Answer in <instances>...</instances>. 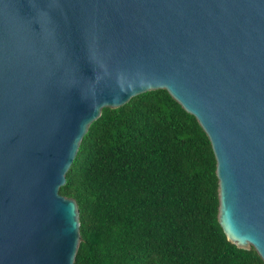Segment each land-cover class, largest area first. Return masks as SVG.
<instances>
[{"label": "water", "instance_id": "water-1", "mask_svg": "<svg viewBox=\"0 0 264 264\" xmlns=\"http://www.w3.org/2000/svg\"><path fill=\"white\" fill-rule=\"evenodd\" d=\"M156 90L207 135L218 223L264 263V0H0V264L75 263L80 145Z\"/></svg>", "mask_w": 264, "mask_h": 264}, {"label": "trees", "instance_id": "trees-1", "mask_svg": "<svg viewBox=\"0 0 264 264\" xmlns=\"http://www.w3.org/2000/svg\"><path fill=\"white\" fill-rule=\"evenodd\" d=\"M66 178L60 194L80 214L74 264H264L227 240L209 139L165 90L104 108Z\"/></svg>", "mask_w": 264, "mask_h": 264}]
</instances>
